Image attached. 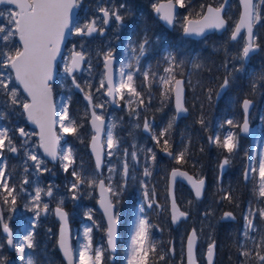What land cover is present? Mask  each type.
I'll return each instance as SVG.
<instances>
[{
  "label": "rangeland",
  "instance_id": "obj_1",
  "mask_svg": "<svg viewBox=\"0 0 264 264\" xmlns=\"http://www.w3.org/2000/svg\"><path fill=\"white\" fill-rule=\"evenodd\" d=\"M158 1L159 0H152L149 8H153V5H155ZM217 1L220 2L221 0ZM219 2L214 4L217 5ZM254 3L258 6V11L261 14V20L255 24V28H257L256 37L259 39L255 41L258 43L259 41L264 43V2H262V0H254ZM193 5H195V3H193L192 0H187L185 2V7H183L184 9L179 7L174 23L175 33L167 40L170 47L165 45L163 47L164 51L155 55L159 63V67L157 68L159 69L158 71L153 69L152 63L149 60H146L148 54L152 51L151 48L146 46L144 54L145 59H141L144 56H139L137 51L136 55L139 56V62L137 63L136 60L132 59L133 53L132 50L129 49L128 45L123 47L125 44V38L122 35L118 38H115L116 36L114 35L108 36L103 42H101V45L99 46L101 57L109 51H121V55L118 57V62L116 63L115 82L118 84L122 79L120 75L121 63H130L132 67L125 68L124 72L127 73L131 71L133 73L134 87L140 95L138 97L131 96L127 92V89L123 90L122 94L116 93L117 97L122 100L123 104L119 110H110V114L104 109V106L107 103V98L105 97V99L98 102L99 105H102V107H100V111L109 116V121L105 127L102 141L105 151V162L100 173H97L93 165L89 163L90 161L88 158L91 159V157L88 151L87 141L89 139L90 129L85 126V124L82 130H79L77 125V132L75 134L65 133L61 129L60 116L58 115L57 128L59 137V156L71 148L72 159L74 161L69 165L67 172L64 171L62 164L68 163V161H62L58 156L57 162L52 166L40 154L37 146L38 140L35 136V131L33 133L29 132L25 139H18L19 137L17 132L20 129L21 123H23L25 119L22 108V103L25 101V95L18 87L13 74L11 73L12 79L9 81L10 88L17 89L21 103L12 105L8 96L0 92V129L8 130V136L11 138L12 144L17 148V153L13 156L11 152L7 150L6 146L2 150V155H0V163L6 164L5 178L8 180L9 185L13 186L16 190V204L13 206L10 199L8 204L4 203L2 188H0V204L4 209V220L7 222L13 221L15 223L14 226L19 225V232L17 229L18 233L15 234L13 238L14 242L22 243L24 235H27L29 232L32 233L33 247L31 249L25 247V258L27 259L28 256H31L33 264H59L56 255L52 253L53 248L56 247L57 226L56 228L52 226V221L54 220L53 211L52 207L49 208L48 204V202L51 203V201L47 202L45 198V193L49 188L55 192L54 197L52 196V201L56 203L55 205H62L64 202H68L71 207V215L75 218V221L79 219L78 222L71 227V244L73 253L76 256L75 264H78L80 246L89 242L85 239L84 235L85 228L89 227L79 222L81 217L89 218L93 216L92 208H89L88 204L84 203L85 200H89L91 197L92 186L97 182V180L101 178L107 186L110 184L113 189V193H116L117 195L120 192L121 183L126 180L123 175V165L127 162V179L129 181L158 182L157 173L155 174V171L151 169V167L155 164V158L153 159V155H155V148L153 145L158 142L156 140L154 141V144L146 142L147 136L141 132L140 116L142 112L145 114L151 112L152 116L158 119L155 124L150 127L152 128L153 134L159 138V146L165 147L163 141L164 139H167L170 135L169 132L171 131V128H168V125L170 122L172 126L174 124L173 113L170 109L171 106H169V95H171L172 92H170L167 96L162 95L164 87L160 81L161 76L168 75L164 72V70H161V67L170 66L168 60L166 59L169 52H171V55L175 57V63L173 65L175 71L185 80L184 85L186 87V102L187 97H202L203 100L207 99L209 95L208 90L212 83V76L218 75L220 72L224 73L225 77H228L230 83L224 94V98L229 105L230 113L221 120V116L217 114V112H213L212 115L216 119L208 120V122L204 125L205 131L208 132L206 138L210 142H213L216 137H219L222 143L224 137H226L229 133H232L235 137L236 148L232 153H228L227 150L224 149L219 162L224 161L225 158H227L228 161L233 158H239V164L240 162H244L243 156L247 155L250 145L252 144L249 161L250 174H248V177L250 176L252 182L250 188L254 189V200L257 202L261 198L259 196V160L262 156H264V132L262 131L264 126L263 106L261 104H255L251 110L250 121L257 122L259 130L253 140H248L241 136L238 131L241 117L239 119L237 116L236 105L237 102H240V95L234 89L229 90L230 86L239 84V75L244 78V73H247V75L251 74L254 70V65L251 62L244 64L243 59L239 58L244 41L240 40L230 42L228 40L230 32L227 30L219 35L211 33L198 40L183 36L182 31L184 17L188 16L186 14V9L191 8ZM10 7L12 6L4 4L0 6V12L4 13V16L0 17V25L8 24L7 12L5 10ZM236 7H238L237 0H231L226 7L225 12L227 18L228 16L232 17L231 19L233 23L236 21L238 15V8ZM133 8L130 7L128 9L135 11ZM202 11L203 10L197 12L195 16L189 17L197 18L202 14ZM128 12V10H125L123 13L127 14ZM133 17H136L138 19L137 21H141L140 13L133 12L130 16V20ZM145 36V34L144 36L142 35L138 41L133 43L130 39L128 42L129 46L131 48L134 47L137 43L145 39ZM2 44L3 42L0 41V47H2ZM14 44L15 46H19L17 40L14 41ZM260 44L261 43H259V45ZM161 48L162 47H160V49ZM167 48L170 49L169 52ZM12 50H14V48ZM260 52L261 49L258 53ZM117 54H119V52ZM209 57H211V59ZM66 59L69 60V52H66L59 62L60 72L58 76V83L59 85H63V87L68 86V83L65 80L66 72L64 71ZM99 61V58L93 54H87L82 78H85L86 82H92V85L96 86V88L100 91L99 96H101L103 95V91L106 92V88H101L100 86L103 78V70L101 64L100 66L97 64ZM162 61L165 63L161 65ZM256 61V64H262L263 67L261 68V71L264 72V54L261 53L257 59L253 60V62ZM225 64L227 67H225ZM197 65H199V67H197ZM137 66L139 67L137 68ZM236 69H239V71ZM2 71H5L6 73L11 72L10 69H3ZM145 72L149 73L147 80H145L144 77ZM178 75H176V77ZM136 77L140 78L139 84L136 82ZM262 84L264 86V80ZM121 95H123V98H121ZM63 107H65V105L62 103L61 99L58 105L59 112ZM229 120L233 121V125H229L227 123ZM65 123H67V121H65ZM109 124L114 125L112 133L118 142V147L114 149H109L107 147V126ZM165 129H167V134L165 137L161 138L160 132ZM149 149H151V152L148 151ZM109 151L112 152L111 156L108 155ZM134 151L136 152L135 160H133L131 155ZM125 153H127V155H125ZM179 154L180 153H177L176 157ZM31 155H36L41 161L39 169H37L35 162L30 159ZM241 166L244 167L243 163ZM145 168H147L150 172L149 176L144 175ZM253 168L256 169L255 172L252 171ZM109 169H113V171H109ZM160 169L161 168H159L158 173H160ZM217 169L218 164L216 171ZM73 170H75L84 180V182L74 190L71 189V185L76 179L72 175ZM109 177H111V179H109ZM25 180H27L28 183H23ZM89 181H93V183L89 184ZM37 188L41 189L39 216L36 215L37 207L32 201V197L35 195V190ZM79 193L83 195L80 196ZM74 196L75 199H73ZM251 202L252 200H248L240 209L243 226L241 231H238L237 229L236 234L237 238L239 234V238L233 239L236 247V253L231 262L233 264H259L256 258V245L260 242L261 236L264 234H260V227L257 228L258 226L256 224H254L255 229L249 231L247 236L244 234L246 225L245 216H248L251 220L254 217L261 219L259 211L254 212V209L252 210L253 206H251ZM45 204L48 205L47 211H44ZM215 209L209 208L207 216L205 218H201V222L204 225L207 224L209 228L213 226V223L217 220L214 218V215L217 212ZM261 209H264V207H260L259 210ZM33 225L35 226L33 227ZM262 226H264V223ZM1 236L2 235L0 234V264H6V260L10 258V255L13 256L16 264H25V262L20 260L15 247H13L12 251L7 249L5 239ZM129 244L128 248H124V252L119 255V260H121L123 264H128L132 242L129 241ZM91 245L93 252L89 253L90 255H94V250L96 248L102 249L101 244ZM241 251H250L251 254L249 256H242L240 255ZM260 251L261 254H264V249H261ZM60 264L64 263L62 262ZM217 264L224 263L221 260H218Z\"/></svg>",
  "mask_w": 264,
  "mask_h": 264
},
{
  "label": "snow or ice",
  "instance_id": "obj_2",
  "mask_svg": "<svg viewBox=\"0 0 264 264\" xmlns=\"http://www.w3.org/2000/svg\"><path fill=\"white\" fill-rule=\"evenodd\" d=\"M264 2V0H262ZM243 7V11L240 15L239 21L236 23L234 30L231 33L230 39L236 41L241 35V30H246L247 37L240 53V59H246L249 57L250 53L259 48V45L255 42V34L253 32V25L261 20V14L258 11V6L254 3V0H240ZM7 4L12 6L5 11L7 12V25H0V41L3 42L2 47H0V92L6 94L12 105H17L21 103L18 96L16 88H10V83L12 79L11 73H14L15 81L23 88V91L27 94V99L22 103V108L24 113L27 114V119L35 124L39 129L40 137V147L44 149V152L49 155L53 160L57 159V144L59 137L53 132V125L56 123L54 117L57 115L56 109L52 103V87L50 81L53 79L54 74V64L57 60V56L61 53V45L64 42L68 34L76 35H91L97 32L96 20L93 19L86 23L83 27L79 25H74L72 22V12L73 9L77 7L78 0H0V5ZM179 6L181 8L185 7V0H168L166 4L153 5L154 11L159 16V19L164 21L167 25L172 26L175 23V7ZM121 8L125 5H121ZM213 8L209 6L207 11L201 15L199 19H191L189 16L184 17L183 33L186 36H202L208 29H224L226 27V21L221 15L222 8ZM99 11L103 15V22L105 25L109 23L110 17H114L118 23L123 21V17L119 14L117 10L110 11L107 8H100ZM4 13L0 12V17H3ZM103 32V29H99ZM18 39L19 46H15L14 41ZM149 44L147 38L143 39L138 44L137 47H132V59L139 62V56H143L146 51V46ZM14 48V50H12ZM139 53V56L136 53ZM166 59L169 62V67L164 69L167 76H161L160 81L164 87V92L162 95L167 96L170 92H175L176 99V112H186L187 109L183 104V87L182 81L175 79L172 75L174 72L175 57L169 54ZM85 60V55L82 51H76L75 48L71 50V58L65 60L64 71L68 75H72L74 70L80 68L81 62ZM105 69H106V79H107V95L112 96L113 92L123 93V90L127 89V92L134 97H138L140 93L136 91L133 81V73L131 71L125 73V68H131L130 63H121L120 75L121 80L117 84L113 79L112 71V52L109 51L105 54ZM199 67V65H197ZM225 67L227 65L225 64ZM3 69H10V73L2 71ZM239 71V69H236ZM148 72L144 73L145 80L148 79ZM126 77V79H125ZM175 81V86L173 87L172 82ZM73 85L80 89V85L77 83L76 79L73 77ZM229 79L225 77L223 82L220 84V90H224L229 86ZM101 88L105 87L104 80H101ZM255 87V85H253ZM83 91V89H80ZM219 94V93H218ZM123 98V95H121ZM211 98V97H209ZM85 99L92 104L91 94H86ZM142 103V101H141ZM251 101L248 99L243 100V110L245 112V119L242 127V131L248 132V120L247 113ZM97 107H102V105H97ZM60 124L61 129L65 133L75 134L77 132L76 122L72 120L67 111V106L60 109ZM174 119V118H173ZM67 121V123H65ZM203 123V121H200ZM229 125H233V121H227ZM105 121L102 116L97 115L95 111L92 112V128L95 135L92 136V151L96 158V168L100 169L102 164L101 151L99 147L100 133L104 131ZM171 122L168 128H171ZM114 125L109 124L107 126V147L109 149H114L118 147V142L114 138L112 133V128ZM145 131L150 130V125L146 120L144 123ZM21 136L26 135L23 129H19ZM167 134V129L160 132V137L163 138ZM153 140L159 143V138L153 135ZM212 139V138H210ZM165 146L168 145L167 139H164ZM227 150L228 153H232L236 148L235 137L232 133H229L224 137L222 143L219 137H216L213 141ZM7 146V150L10 152H17V148L12 144L11 138L8 136L7 129H0V155H2V150ZM167 150V148L165 149ZM151 152V149L148 150ZM108 155L111 156L112 152L109 151ZM127 155V153H125ZM133 160L136 159V152H132ZM172 155V153H168ZM185 153L181 152L177 157V163L181 162L184 158ZM59 158L62 161H68V163H63L62 167L65 172L68 171L69 165L74 161L72 159V150L69 148L67 151L60 154ZM153 155V159H154ZM30 159L36 164L37 169L40 168L41 161L36 155H31ZM229 163L228 159L225 158L221 164V168ZM5 167L6 164L0 163V188L3 189V201L5 204L9 203L11 200L12 205L16 204V190L13 186H10L8 180L5 178ZM113 171V169H109ZM253 172L256 171L255 168L252 169ZM72 175L76 178L71 185V189H77L81 183L84 182L82 177L73 170ZM123 175L125 178L128 176V164L124 163ZM145 176H149L150 172L147 168L144 171ZM172 177L175 178L179 176H186L195 191L197 198L201 196L204 180L195 181L192 177L187 176V173L180 172L177 169H173L171 173ZM248 178L247 171L245 172V179ZM111 179V177H109ZM23 183H28L25 180ZM93 181H89V184ZM99 188L101 190V207L104 208L105 215L108 218L107 227V242L109 248L115 247V235H116V218L113 215V205L108 201L107 197L104 195L105 192L113 193V189L109 184L105 187L103 180L99 182ZM23 190V189H21ZM48 196H52V189L49 188L47 193ZM116 193H113L115 195ZM148 194L145 192V197ZM259 196L264 197V156L259 160ZM225 199H231L230 196L224 197ZM41 199V189L37 188L35 190V195L32 197V201L37 207L36 215H40L39 201ZM75 199V196L73 197ZM151 207V204H149ZM173 223H176L180 217H186L187 213L179 211L176 207L175 200L173 199ZM48 205H44V211H47ZM56 214L60 217L61 221H66V214L60 207L56 208ZM143 211V208L140 209ZM259 215L264 218V209L259 210ZM230 212L224 213V217H231ZM91 219V217H89ZM245 236L248 232L255 229L253 220L245 216ZM0 226L3 228V232L8 234L7 243L10 247H15L17 254L22 262L25 264H33L31 256L25 258V247L31 249L33 247L32 233L29 232L24 235L22 243H16L13 241L12 234L8 227V224L4 221V218L0 216ZM35 225H33L34 227ZM148 223L145 219L140 218L135 227L132 236V246L129 252L128 264H148V256L151 251L155 253V246L151 249L145 247V240L147 239ZM91 228H85V239L89 242L87 244H82L79 250V261L78 264H101L102 259V249L96 248L94 250V255L89 253L93 252L91 245V238L89 233ZM197 233L193 229L187 238V257L188 264H195L194 249L197 242ZM60 248L64 252V256L67 259V264H74L73 260V249L67 246L64 238V227L61 228V239L59 242ZM257 253L256 258L259 264H264V254H261V249H264V235L261 236L260 242L256 245ZM215 249V242L213 241L208 245L207 249V260L208 264H213V255ZM250 251H241L240 255L249 256ZM160 259L163 260L164 256L161 255Z\"/></svg>",
  "mask_w": 264,
  "mask_h": 264
},
{
  "label": "flooded vegetation",
  "instance_id": "obj_3",
  "mask_svg": "<svg viewBox=\"0 0 264 264\" xmlns=\"http://www.w3.org/2000/svg\"><path fill=\"white\" fill-rule=\"evenodd\" d=\"M121 5H125V7L121 8L120 7ZM130 7L133 8L132 0H78V9L76 11V19L74 20L73 24L83 27L89 21H92L93 19H95L98 31L94 32L90 36L69 34V37L66 41L64 52L61 55L59 62L61 61V58L66 52H69V60H70L71 50L73 48H75L76 51H82L85 55V60L83 62L82 71L74 72L72 74V77H69L68 74L66 73L65 80L68 83V86H65V87H63V85H59L58 83V76L60 72V67L58 64V71H57L56 77L51 83L52 102L54 103V107L57 112V115L55 116V120H56L55 130H56L57 135H58L57 119L59 115L58 105L61 99H62V103L65 106H67L69 117L76 122V126L78 125L79 130L83 129L84 124L90 129L88 141L90 140V136L93 133L90 127V123H89L91 108L93 111L97 113V115L102 116V118L105 120L102 141H103V136L105 132V127L109 121V116L106 113H103L102 111H100V107H97V105H99L98 102L100 100L105 99V97L107 98V103L105 104L104 109L109 114L111 112L110 110L121 109L123 102L121 99L117 97L116 92L114 95L115 103H112L110 102L109 97L106 94L107 89H106V92L105 91L102 92L103 95L99 96L100 91L96 88V86H93L92 82H86V79L82 78V75H83L82 72L84 71L85 63L87 60V54H93L100 60L97 64L99 66L101 64V67L103 70L102 80H104L105 55L103 57L100 56L101 53L99 51V46L101 45V42H103L108 36L114 35L116 36L115 38H118L120 35H122L125 38V44L123 45V47L128 45L129 49L132 50V48L128 44L130 39L133 43L135 41H138L140 37L142 35L144 36L145 34L146 35L145 38H147L149 41V44L147 45V47L151 48L152 50L151 53L148 54L146 60H149L152 63L153 69H155L156 71L159 70L157 69L159 67V63L155 55L157 53H161L162 51H164L163 47L165 45L167 47H170V45L167 43V40L169 37H171L175 33L174 25H172L171 28H168L166 25H164L159 20V16L154 12V8H151V9L148 8L150 13H143L145 17L140 16L141 21H137L138 19L136 17H133L130 20V16L134 12V10L128 9ZM100 8H107L110 11L117 10L119 14L123 17V21L121 23H118L114 17H110L109 23L105 25L103 22V15L99 11ZM125 10H128L129 12L127 14L123 13ZM151 13H153L152 14L153 17L151 16ZM225 16H227L226 13H225ZM175 17H176V14H175ZM231 18L232 17L230 16H228L227 18L228 25L226 29L230 33L235 24L232 22ZM255 27L256 26L254 24L253 29H254V34H255V40H259L256 37L257 28ZM99 29H103V32L99 31ZM213 33L216 34V32H213ZM228 40L230 42H236L240 40L244 41V32H241V35L238 37L236 41H231L230 39ZM256 43L258 45L259 43H261L259 45L261 52L250 54L249 58L245 62L243 59L244 64H248L249 62H251L254 65V69L256 68L257 61L253 62V60L257 59V57L261 53L264 54V46L262 42L259 41V43L258 42ZM138 44L139 43H137L134 46V47H137V49H138ZM160 47L162 48L160 49ZM167 50L168 52L170 51V49L168 48ZM118 52L119 54H117ZM118 52H112V57H115L116 60L114 59V62L116 63L118 62L117 61L118 57L121 55V51H118ZM169 54H171V52H169L168 55ZM141 59H145V56ZM164 63L165 62L162 61L161 65ZM138 67L139 66H137V68ZM165 68L166 66L165 67L162 66L161 70H164ZM172 75L175 78H176V75H178L175 69ZM178 76L181 77V75H178ZM73 77L76 79L77 83L80 85V89H83V91H81L80 89L76 88L75 85H73L72 83ZM224 78L225 76L223 77V80ZM252 81L255 83V80H252V76H251V82ZM136 82L137 84L140 83L139 77H136ZM184 84H185V80H184ZM105 88H106V84H105ZM227 88L224 90L223 94L217 100L214 97L213 103L215 105L224 96ZM86 94H91V97H92L91 105H89V102L85 99ZM26 99L27 97L25 96V100ZM169 99H170L169 106H171L170 109H171V112L173 113V118H174L173 123H176L180 119L187 118L190 115L189 108L185 103V106L187 107V115L182 116V117L180 116L178 119H175V111L173 107L172 93L171 95H169ZM146 120L148 121L150 126H153L158 119L154 118L151 112L146 113V114L142 112L140 116L141 132L147 136V141H146L147 143L154 144L155 140H153L152 138L154 135L152 132V128L150 127L149 131H145L144 129V123ZM20 129H23L26 135L21 136L20 131H18L17 132V135L19 137L18 139L20 138L25 139L27 137V134H29V132L33 133L34 131H35V136H36V129L34 127H31L27 123L26 117L23 123H21ZM172 135L171 136L169 135L167 137V140H168L167 146L165 147L159 146L160 145L159 143L153 145V147L155 148V155H154L155 164L151 167V169L155 171V174L157 173L158 182L156 181H152V182L151 181H143V182L129 181L127 177L126 180L121 183L120 192L117 195L116 194L113 195V193H108L109 200L113 204V215L117 220V236H116V241H115V249H116L115 251L110 250L108 246L107 222L101 210L97 206V202L99 199V194L97 192V185H98V181L101 178L98 179L97 182L92 186L91 197L89 198V200H85L84 204H88L89 208H92L93 216L91 217V219H89L88 217H81L79 223L85 224L89 228H91V232L89 233V236L91 238V244H101L102 251H103L101 264H123L122 261L119 260V255L124 252V248L126 249L128 248V246L130 245L129 241L132 242V236H133L135 227L138 223V220L140 218L145 219L149 225L148 231H147V239L145 240V247L151 249L153 246H155V253L153 254L151 251L149 252V256L147 258L148 264H186V241H187L188 235L192 232L193 229L196 230L197 237H198L197 242H196V248H195L197 264H206V261L204 258L205 251L207 250L208 245L212 243L213 241L215 242L214 264H217L218 260H221L224 264H233L231 263L232 260L227 261V262H224L223 260L226 258V254L224 255L222 254L223 252H225L224 247L221 246L223 242V230L226 229V231L230 233V235H233V236H235L237 229L238 231L242 230L243 220L240 216V209L243 206L240 209L236 210V209L222 208V207L219 208L218 205L219 203L221 204L223 200H225L224 198L225 192L223 193L221 192L225 188V183L233 182V180H238L241 177L242 169L246 166L247 156H243L244 167L241 166V167H238V169L237 167L235 168L230 165L231 160L229 161L227 165L221 168V164L223 163L222 161V163H220V165L218 166L216 175L213 176L212 179L210 180L208 178L206 168H204L206 172L197 173V172H192L190 169H186L176 164L177 161L175 160V157L177 153H175L172 149L174 147V144H173L174 138ZM166 148L167 150H165ZM169 152L172 153V155H168ZM16 153L17 152L15 153L11 152L13 156H15ZM88 159L90 161L89 163L93 165L95 171L97 172L95 164L93 163L92 159L90 158ZM249 161H250V156H249ZM104 162H105V154L103 157V165H104ZM55 163H50V164L53 166ZM102 167H101V170H102ZM123 168H124V165H123ZM159 168H161L160 173H158ZM172 168H182L188 171L189 173L193 174L197 179L204 177L206 180V184L202 191V195L199 198L196 197V195L192 192L191 188H189L187 184H185L181 180H177L175 182L174 188H173V197H174L177 209L179 211L187 213L186 217H180L176 223H173V220H172L174 210L170 209L171 204H170V198H169V192H168V177H169V172ZM101 170L99 171V173L101 172ZM241 180L247 186L252 185L250 176L247 178L246 182H244L243 179ZM105 186L107 187L106 184ZM145 192H147L148 194L147 198L145 197ZM46 193H45L46 201L47 202L51 201V203L48 202V204H49V208L52 207V211H53L54 220L52 221V226H54V228H56V226L58 227V221L55 220L56 218L54 216V210H55V207H61L65 210L67 214V218L69 220L70 226L73 227V225L76 222H78L79 219L75 221V218L71 215L70 204L68 202H64L62 205H55L56 203L52 201V196L54 197L55 192L52 190V193H53L52 196H48ZM79 195L81 196L83 194L79 193ZM227 196H230V195H227ZM149 204H151V207H149ZM251 206H253L252 210L254 209V212L259 211L260 207H264V198L261 197L257 202L252 201ZM255 207H258V208H255ZM141 208H143L142 212L140 211ZM209 208L215 209L217 211L214 215V218L217 220L213 223V226H211L210 228L207 226V224L204 225L201 222L202 220L201 218H205L207 216ZM224 210L232 211L234 216L236 217L235 220H221L222 212ZM3 211L4 209L2 205L0 204V216L4 218ZM252 220H253V223L258 226L257 228L260 227V234H264V226H262L264 223V218L260 219V218L254 217ZM5 222L8 224V227L12 231V236L14 238L15 234L19 232V225L14 226L15 223L13 221L12 222L5 221ZM17 229H18V232H17ZM0 234L2 235L1 237L6 240V236L2 233L1 226H0ZM238 238H239V234H238ZM161 255L164 256L163 260L160 259ZM10 258L14 259L13 256L11 255H10ZM75 262L76 261L74 258V264ZM15 264H16V261H15Z\"/></svg>",
  "mask_w": 264,
  "mask_h": 264
},
{
  "label": "trees",
  "instance_id": "obj_4",
  "mask_svg": "<svg viewBox=\"0 0 264 264\" xmlns=\"http://www.w3.org/2000/svg\"><path fill=\"white\" fill-rule=\"evenodd\" d=\"M151 1L152 0H132V5L135 9L134 12L140 13V16L145 17L143 13H150L148 8ZM186 1L187 0H185V2ZM192 1L193 3H195V5L191 6V8L186 9V14L188 16H195L197 12L203 10V7L208 2H219L217 0ZM151 16L153 17L152 13ZM262 44L264 46V43ZM209 58L211 59V57ZM262 67V64L258 63L255 68L257 70L254 69L251 74L247 75V73H244V78L239 75V84H236V87L230 86L229 90L234 89L235 91H237L241 99L243 97H247L257 100L258 104H261L263 106L262 110L264 114V86L262 84L264 80V72L261 71ZM251 76L252 80H255V83L253 81L251 82ZM223 77L224 73L220 72L218 73V75L212 76V83L208 90L209 95L207 99L203 100L202 97H187L186 105L189 108L190 115L187 118L180 119L176 123H174L171 127V131L169 132L170 136L173 134L172 136L174 138V147L172 148L173 151L175 153H185L183 160L176 164L186 169H190L192 172L200 171L199 173H204L207 171V175L210 180L213 176L216 175L217 164L219 166L220 163H222L219 162V160L223 155L222 153L224 152V148L218 144H215L214 142H210L209 140H207L206 135L208 132L205 131L204 125L208 122V120L216 119L212 115L213 112H217V114L221 116V120L230 113L229 105L225 101L224 96L216 105L213 103L216 88L218 87L220 81L223 80ZM253 85H255V87H253ZM236 111L237 116L240 119V102H237ZM201 120L203 121V123L200 122ZM262 131L264 132V126L262 128ZM238 161L239 158H233L230 162V165L235 168L237 167L238 169V167H240L243 163L240 162L239 164ZM204 168H206V171L204 170ZM250 186L251 185L247 186L246 184H244L241 180V177L238 180H233V182L225 183V188L221 192H225V197L227 194L230 195L231 199L223 200L221 204L219 203V208L222 207L237 210L240 209L248 200L255 201L253 198L254 189L250 188ZM235 238H237V234L233 236L230 235V233H228L226 229L223 230V242L221 246L224 247L225 251L222 254H226V258L223 259L224 262L230 261L234 258L236 247L234 245L233 239ZM52 253L56 255L59 264L63 262L61 261L62 259L60 258L59 252L56 247L53 248Z\"/></svg>",
  "mask_w": 264,
  "mask_h": 264
},
{
  "label": "water",
  "instance_id": "obj_5",
  "mask_svg": "<svg viewBox=\"0 0 264 264\" xmlns=\"http://www.w3.org/2000/svg\"><path fill=\"white\" fill-rule=\"evenodd\" d=\"M237 1H238V5H239V13H238V17H237V20H236V22H235V24H234V26H233L232 31L234 30L236 23L239 21L240 15H241V13H242V11H243V7H242V5H241V3H240V0H237ZM228 2H229V0H222V2H221L218 6H215V5H212V4L209 3V4H207V5L205 6L204 11H203V13H205V12L207 11V8H208L209 6H211V7H213V8H220L221 5H223L224 7L222 8L221 15H222V17L225 19V21H226V27H225L224 29H220V30H216V29H208V30L205 31V33H204L202 36H195V35H192V36H187V37L194 38V39H198V38H201V37H203V36H205L206 34H209V33H211V32H216V33L219 34V33L223 32L224 30H226V28H227V20H226V18L224 17L223 14H224V11H225L226 6L228 5ZM166 3H168V0H159V1L157 2L156 5H159V4H166ZM173 3H174V0H173ZM178 9H179V7H178V5H177V6L175 7V14L177 13ZM76 11H77V7L73 9V12H72V22L74 21V19H75V17H76ZM154 12H155V11H154ZM155 13H156V12H155ZM203 13H202V14H203ZM156 14H157V13H156ZM202 14H201V15H202ZM199 18H201V16H199L198 18H191V19H199ZM159 20H160V19H159ZM160 21H161L164 25H166L168 28H171V27H172V26L167 25L164 21H162V20H160ZM232 31H231V33H232ZM241 32H244V40L246 41V37H247L246 30H243V29H242ZM92 34H93V33H92ZM92 34H91V35H92ZM182 34H183L184 36H186L183 32H182ZM86 36H89V35H86ZM230 36H231V34H230ZM67 37H68V35L66 36L64 42H63L62 45H61V53H60V55L57 56V60H56V62H55V64H54V74H53V79L50 81V83L53 82V80H54L55 77H56V73H57V71H58L57 62L59 61L61 55H62L63 52H64V48H65V44H66V39H67ZM229 39H230V37H229ZM230 40H231V39H230ZM17 41H18V39H17ZM18 42H19V41H18ZM258 49H259V48H258ZM258 49H256L255 51L251 52L250 54H253V53L257 52ZM249 56H250V55H249ZM248 58H249V57H248ZM248 58L244 59V61H246ZM83 62H84V61H83ZM83 62H81L80 68H79L78 70H74V72H80V71H82V69H83ZM113 62H114V58L112 57V71H113V79H114V81H115V77H116V66L113 65ZM104 65H105V59H104ZM74 72H73V73H74ZM105 73H106V69H105V66H104V81H105L106 86H107V79H106ZM13 75H14V73H13ZM68 76H69V77H72V75H71V76L68 75ZM14 78H15V77H14ZM175 79H177V80H181V81H182V87H183V104H184V107L187 109V107L185 106V92H186V89H185V85H184V80H183L182 77H176ZM222 82H223V81H222ZM18 85H19V84H18ZM19 86H20V85H19ZM174 86H175V81H174V83H173V87H174ZM219 86H220V85H219ZM20 88H21V90L23 91V88H22L21 86H20ZM224 90H225V89H224ZM224 90L221 91V90H220V87L217 88L216 95H215L216 100H217V99L223 94ZM23 93L27 96V94H26L24 91H23ZM218 93H219V94H218ZM114 95H115V92H113L112 96H109V95H108L109 100H110V102H112V103H115V102H114ZM172 95H173V107H174V111H175V119H178L180 116H181V117H182V116H186V115H187V111H186V112H181V113H177V112H176V99H175V92H174V91L172 92ZM244 99H248V100L251 101V104L249 105V109H248V113H247V120H248V127H249V131H248V132H244V131H242V127H243V123H244V119H245V112H244L243 107H242V104H243V100H244ZM52 103H53V102H52ZM253 104H254V101H253L252 99H250V98H243L242 101H241V104H240V108H241V111H242V121H241V123H240V125H239V133H240L241 135H243V136H249V137H250V140H253V139L255 138V136L257 135V126H256V123H254V124H252V125H250V123H249V113H250L251 108L253 107ZM53 106H54V103H53ZM54 108H55V107H54ZM92 112H93V110H92V108H91V109H90V119H89V123H90V127H91L93 133H92V135L90 136V140H89V143H88V149H89V152H90L91 157H92V159H93V163L95 164V167H96V158H95V154H94L93 151H92V136L95 135V132H94V130H93V128H92ZM24 114H25V116H26V118H27V114H26V113H24ZM54 119H55V117H54ZM104 121H105V120H104ZM27 122H28V124H29L30 126L34 127V128L36 129V131H37V132H36V136H37V138H38V148H39V150H40L42 156H44L49 162H52V163L56 162L57 159L53 160L49 155H47V154L44 152V149L41 148V147L39 146V145H40V137H39L40 129H39L35 124H33L32 122H30L28 119H27ZM52 130H53V132L56 133V131H55V124L53 125ZM56 135H57V133H56ZM102 135H103V131L100 133V141H99V147H100V149H102V151H101V159H102L101 167H102V165H103V157H104V149H103V146H102ZM57 136H58V135H57ZM56 147H57V157H58V155H59V141H58V144H57ZM251 148H252V144L250 145L249 153H248L247 158H246V166H245V168H244V170H243V180H244V181H246V179H245V172H246V171H247V173L249 172V156H250ZM101 167H100V169H97V168H96V170L99 172V171L101 170ZM173 169H177V170H179L180 172L187 173V176L192 177V179L195 180V181H199V180L203 179V180H204L203 189H204V186H205V184H206V180H205L204 177L197 179L193 174L189 173L188 171H186V170H184V169H182V168H172V169L170 170V172H169V177H168V192H169V198H170V204H171V205H170V209H171V210H173V207H172V203H173V199H174V197H173V188H174V184H175V182H176L177 180H181L182 182H184L185 184H187V185L189 186V188H191L192 192L195 194V191H194V189H193V187H192V184L189 182V180L187 179L186 176H179V175H178V176L175 177V178L172 177L171 173H172ZM100 181H101V179L98 181V185H97V192H98V194H99V199H98V202H97V206H98V208L101 210V212H102V214H103V216H104V218H105V220H106V222H107V227H108V218H107V216L105 215L104 208H102V207H101V204H100V201H101V190H100V188H99V182H100ZM105 187H106V186H105ZM203 189H202V191H203ZM104 195L107 197L108 201H110V200H109L108 192H105ZM201 195H202V193H201ZM112 205H113V204H112ZM176 207H177V206H176ZM56 208H57V207H55V210H56ZM60 208H61V207H60ZM61 209H62L63 212L66 214L65 210H64L63 208H61ZM55 210H54V216H55V218H56V219L58 220V222H59V225H58V228H57L56 246H57V249H58V251H59V254H60L62 260L64 261L65 264H67V259H66V257L64 256V252H63V250H62V249L60 248V246H59V242H60V239H61V228H62V226H63V227H64V238H65L66 244H67V246H69L70 248H72V246H71V235H70L69 221H68V219H67V214H66V221H61L60 217L57 216ZM112 211H113V209H112ZM226 212H230V213L232 214V216H231V217H228V218H225V217H224V213H226ZM235 218H236V217L234 216L233 212L230 211V210H224V211L222 212L221 220H235ZM116 221H117V220H116ZM1 229H2V233L6 236V245H7V248H8L9 251H12V250H13V247H10V246L8 245V243H7V240H8V234L3 232V228H2V226H1ZM9 229H10V228H9ZM10 232H11V234H12V231H11V230H10ZM116 236H117V222H116V235H115V241H116ZM12 238H13V236H12ZM107 243H108V242H107ZM195 248H196V245H195ZM207 249H208V248H207ZM110 250L115 251L116 249H115V247H114V249H113V248H110ZM194 256H195V264H197L195 249H194ZM204 258H205L206 264H208V260H207V250L205 251ZM73 260H74V256H73ZM214 261H215V250H214V255H213V264H214ZM7 264H15L14 259H12V258L8 259V260H7ZM186 264H188V257H187V241H186Z\"/></svg>",
  "mask_w": 264,
  "mask_h": 264
},
{
  "label": "bare ground",
  "instance_id": "obj_6",
  "mask_svg": "<svg viewBox=\"0 0 264 264\" xmlns=\"http://www.w3.org/2000/svg\"><path fill=\"white\" fill-rule=\"evenodd\" d=\"M74 258H75V261H76V256L73 254Z\"/></svg>",
  "mask_w": 264,
  "mask_h": 264
}]
</instances>
